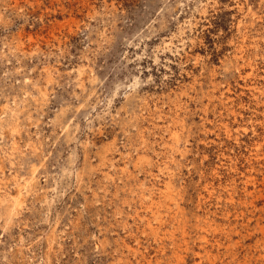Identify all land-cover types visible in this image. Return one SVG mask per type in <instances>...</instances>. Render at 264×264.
Segmentation results:
<instances>
[{"label":"rangeland","instance_id":"obj_1","mask_svg":"<svg viewBox=\"0 0 264 264\" xmlns=\"http://www.w3.org/2000/svg\"><path fill=\"white\" fill-rule=\"evenodd\" d=\"M0 264H264V0H0Z\"/></svg>","mask_w":264,"mask_h":264}]
</instances>
